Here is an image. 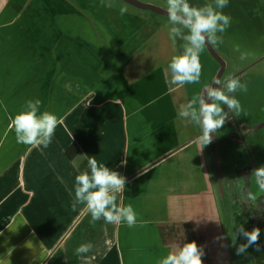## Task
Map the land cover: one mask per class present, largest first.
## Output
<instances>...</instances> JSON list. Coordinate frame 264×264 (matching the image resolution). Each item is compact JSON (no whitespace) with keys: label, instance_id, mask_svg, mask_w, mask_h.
<instances>
[{"label":"crops","instance_id":"obj_1","mask_svg":"<svg viewBox=\"0 0 264 264\" xmlns=\"http://www.w3.org/2000/svg\"><path fill=\"white\" fill-rule=\"evenodd\" d=\"M50 7L49 23L40 11ZM83 18L56 0H0V264H158L192 240L204 264H233L202 141H188L200 128L177 117L193 99L191 85L165 80L175 42L153 41L157 30L145 24L143 34L132 32L138 39L124 61L114 56L125 45L115 49L110 75L89 77L88 48L99 37H88ZM36 98L62 121L43 152L18 144L10 128ZM91 156L126 177L117 203L133 207L135 226L93 223L85 205L72 209L75 176L90 171Z\"/></svg>","mask_w":264,"mask_h":264},{"label":"clouds","instance_id":"obj_2","mask_svg":"<svg viewBox=\"0 0 264 264\" xmlns=\"http://www.w3.org/2000/svg\"><path fill=\"white\" fill-rule=\"evenodd\" d=\"M229 0H214L213 4L194 6L190 0H167L168 35L174 42L177 38L183 41V51L171 58L165 70V80L174 85L198 84L200 82L202 66L200 53L205 44L216 46L223 40L217 33H222L230 26V17L219 9L227 7ZM101 5L111 8V0H101ZM120 14H125L128 9L121 7ZM239 51V46H237ZM242 60L246 53H241ZM214 87L205 89L204 96L194 97L185 105L177 108V117L197 126L202 130L199 140L204 145L212 141V133L217 132L225 123L229 112L237 114L240 110L239 101L234 94L237 90L247 91L246 84L236 78L226 81L216 79ZM210 101V102H209ZM42 101L39 98L26 101L22 111L10 117V128L15 131L16 142L41 152L52 143L58 123L56 114L47 110L41 112ZM227 107L228 111H225ZM74 168H79L76 159L72 160ZM87 168L90 171L80 172L75 176L74 200L72 209L78 205H85L91 213L94 223L101 218L106 223L119 224L124 222L128 227L137 223L136 213L131 205L123 206L117 203V194L124 193L126 177L103 163H99L95 156L87 159ZM250 179L254 181L258 193H264V165L251 170ZM63 182V181H61ZM247 197L257 201V194L250 189ZM261 229L254 227L251 230L240 226L238 235L244 243L236 247L237 255H246L247 248L259 245ZM233 244L236 241L233 240ZM92 245L81 244L77 249L78 255L88 253ZM203 249L192 240L178 246L163 256L158 264H204L202 259Z\"/></svg>","mask_w":264,"mask_h":264},{"label":"flooded vegetation","instance_id":"obj_3","mask_svg":"<svg viewBox=\"0 0 264 264\" xmlns=\"http://www.w3.org/2000/svg\"><path fill=\"white\" fill-rule=\"evenodd\" d=\"M248 18L256 21L257 26L251 24L254 28L264 30L261 11L250 8ZM212 47L219 58L213 56L205 44L203 50L209 53L215 65L206 69L198 84L191 85L192 97H203L206 88L215 86L216 79L236 78L247 86L246 92L237 90L231 94L239 101L240 110L237 114L229 112L222 128L213 132L217 145L213 140L208 145L201 142L203 155L205 153L214 176L216 210L221 216L218 220L224 226L234 264L235 260L239 264H264V193H258L250 179L251 170L264 165V52L254 53L252 49L237 52L227 41ZM241 53H246V59L240 58ZM225 111H228L227 107ZM200 133L201 129L194 136ZM217 161L221 163L219 173ZM249 189L257 194V201L247 197ZM240 226L248 230L254 227L261 229L259 245L248 247L246 255H237L236 252V247L245 242L238 235Z\"/></svg>","mask_w":264,"mask_h":264},{"label":"rangeland","instance_id":"obj_4","mask_svg":"<svg viewBox=\"0 0 264 264\" xmlns=\"http://www.w3.org/2000/svg\"><path fill=\"white\" fill-rule=\"evenodd\" d=\"M56 1L63 2L65 5L68 6L70 10L79 11L81 15L84 16L83 22L81 23L86 26L84 30L87 31L88 37H99L98 41L95 42L97 46L92 45L88 48V58L86 59H88L87 68L89 77H106L110 75L111 71H113L111 58L114 56L115 49L119 47L121 43L125 45L120 51V53L114 56L116 57V62L124 61V59L127 58L129 53L131 52V47L132 45H134V40L138 39L137 37H133L132 32H141L143 34L145 30L147 31V29L145 28V24H147V27L155 26L153 29L154 32L157 30L155 34L158 35L154 37L153 41L165 43L170 41V44H172L173 42V40L170 39L168 32L166 33V30H164V32L162 33L159 32L160 30L167 29L164 27V23L168 20L167 16L160 15L150 10H143L137 8L123 0H111V8L102 6L101 0ZM140 1L152 3L166 9L167 0ZM190 3L194 6H204L205 4L214 5V0H190ZM121 7H126L128 9V11L123 15H121L119 11ZM250 8L259 10L264 15V0H229L228 6L223 9H219L218 11H222L223 14L228 15L230 17V26L226 29V31L222 33H217V35L220 36L223 41H227L229 43V46L234 47L235 49H237V46H239V51L236 50L237 52H243L252 49L254 50V53H261L264 52V30H258L251 25H256V21L248 18ZM52 9H54V7H50L49 11H46L47 9L40 11L41 18H47V20H49V23L51 22ZM122 17H125L127 20H125L124 22ZM146 19L147 22L144 23V20ZM120 21L124 22V28L121 31L120 35H115L114 25H116ZM67 25V28H71L79 26L80 24L78 21H75L73 23H68ZM159 26L160 29L158 30L157 28ZM155 34L150 36L149 39H151ZM182 44L183 41L177 38L175 41L174 50L172 51V55L170 56V58L180 54L183 51ZM108 47L111 48L113 54L110 53L106 58L100 53V51L102 52V48L106 49ZM164 53L165 54L163 55L166 59V49ZM74 57L76 58V63L74 61ZM199 59L202 66V76L206 73V69L211 68L212 64L215 65V61L205 50L200 53ZM72 60L74 62L73 71H78V56L73 55ZM70 76L75 77L73 76L72 72L70 73ZM77 77L80 76L78 75ZM190 85L193 86L194 84ZM61 93L62 95L68 94V92ZM60 98L61 95H57V99ZM67 103L68 101L66 100V104ZM223 231L224 235H226L224 229ZM235 264H239V261L235 260Z\"/></svg>","mask_w":264,"mask_h":264},{"label":"water","instance_id":"obj_5","mask_svg":"<svg viewBox=\"0 0 264 264\" xmlns=\"http://www.w3.org/2000/svg\"><path fill=\"white\" fill-rule=\"evenodd\" d=\"M123 1L129 3V4L133 5V6H135V7H137V8H140V9H143V10H150V11H153V12L158 13V14H160V15H165V16L168 17L167 10H166L165 8H162V7L158 6V5H155V4H152V3H148V2H143V1H140V0H123ZM206 46L208 47V49L210 50V52L213 54V56H215L216 58H219V54L213 49V47H212L211 44H207V43H206ZM209 102H210V101H209ZM201 134H202V133L197 134L196 136L192 137V138L189 139L188 141L190 142V141H192V140H197V139H199V137L201 136ZM213 138H214V139L216 138V137H214V133H212V140H213L214 143H216L215 140H214ZM188 141H187V142H188ZM216 145H217V143H216ZM181 147H182V146L180 145L178 148H175L171 153L177 151V150L180 149ZM219 157L221 158V156H219ZM161 159H162V158L156 160L155 162H153V163L150 164L149 166H151V165H153V164L159 162ZM219 165H221V163L217 161V162H216V170H217V173H219ZM149 166H146L144 169H147V167H149Z\"/></svg>","mask_w":264,"mask_h":264}]
</instances>
